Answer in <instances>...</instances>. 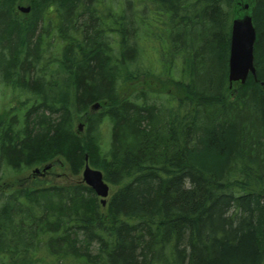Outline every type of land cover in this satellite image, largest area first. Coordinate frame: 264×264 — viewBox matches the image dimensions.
<instances>
[{
    "label": "trees",
    "instance_id": "1",
    "mask_svg": "<svg viewBox=\"0 0 264 264\" xmlns=\"http://www.w3.org/2000/svg\"><path fill=\"white\" fill-rule=\"evenodd\" d=\"M244 12L256 78L231 92ZM0 77L35 100L0 115L3 169L87 155L111 185L0 192V264L264 263V0H0Z\"/></svg>",
    "mask_w": 264,
    "mask_h": 264
},
{
    "label": "water",
    "instance_id": "2",
    "mask_svg": "<svg viewBox=\"0 0 264 264\" xmlns=\"http://www.w3.org/2000/svg\"><path fill=\"white\" fill-rule=\"evenodd\" d=\"M19 10L28 12L29 7L20 6ZM256 39V31L253 27L251 17L244 14L234 18L231 24V36L229 43L228 57V80L230 83L239 81L245 83L249 75H255L253 45ZM264 85V83H262ZM98 103L93 105L97 108ZM81 128V124L79 125ZM49 165L43 168L45 171ZM39 172L38 169L34 170ZM83 181L90 186L98 196H106L108 185L103 181L102 172L89 166L87 156L85 157L84 169L82 172ZM104 204V199L101 200Z\"/></svg>",
    "mask_w": 264,
    "mask_h": 264
},
{
    "label": "rangeland",
    "instance_id": "3",
    "mask_svg": "<svg viewBox=\"0 0 264 264\" xmlns=\"http://www.w3.org/2000/svg\"><path fill=\"white\" fill-rule=\"evenodd\" d=\"M3 80L0 77V113H4L5 111H8L6 116H10V114L13 113V110L18 107V102L21 101H26L27 99V94H25L23 91H20L19 89H15L12 86H6L3 83ZM165 88H169V86H166ZM164 91V88L162 89L161 92ZM165 92V91H164ZM161 93L160 99H164L165 93ZM13 107V108H11ZM10 111V112H9ZM78 124V122H76ZM103 139L102 141H105L104 143H108L109 140V128L106 126L103 129ZM62 162V164H60ZM55 166L53 169L47 173L46 176H37L36 180L37 181H46V183H68V182H78L80 181L81 178V172L79 173L78 176L73 175L69 168L65 165L66 163L61 159V158H56L55 159ZM2 164L0 163V168ZM41 167V166H40ZM31 169H27L22 172L18 173H13L10 169H2L0 171V187H8L11 184H24L25 183V177L27 174L31 172ZM33 179L28 181V183H32ZM23 182V183H21Z\"/></svg>",
    "mask_w": 264,
    "mask_h": 264
},
{
    "label": "bare ground",
    "instance_id": "4",
    "mask_svg": "<svg viewBox=\"0 0 264 264\" xmlns=\"http://www.w3.org/2000/svg\"><path fill=\"white\" fill-rule=\"evenodd\" d=\"M253 53H254V50H253ZM252 78H256V72H255V75H250ZM261 84H262V82H261ZM231 91V90H230ZM232 92V91H231ZM33 98L29 101V102H33ZM35 101V100H34ZM245 192L247 193V194H250V193H252V190L251 189H245ZM109 197H110V195L109 196H106V198L104 199V203L105 204H107V202H108V199H109ZM105 212H106V210H105ZM106 220H107V222L109 223V224H113V223H115V219H113V218H111V217H109V216H106Z\"/></svg>",
    "mask_w": 264,
    "mask_h": 264
},
{
    "label": "flooded vegetation",
    "instance_id": "5",
    "mask_svg": "<svg viewBox=\"0 0 264 264\" xmlns=\"http://www.w3.org/2000/svg\"><path fill=\"white\" fill-rule=\"evenodd\" d=\"M30 96V95H29ZM20 109H22V108H20ZM0 161H1V157H0ZM2 162V161H1ZM60 164H62V162H60Z\"/></svg>",
    "mask_w": 264,
    "mask_h": 264
}]
</instances>
